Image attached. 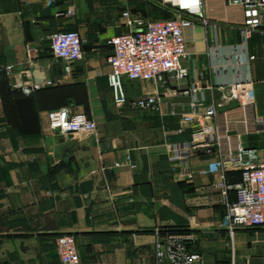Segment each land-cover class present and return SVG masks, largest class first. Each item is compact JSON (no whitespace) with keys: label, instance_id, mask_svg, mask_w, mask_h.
I'll use <instances>...</instances> for the list:
<instances>
[{"label":"crops","instance_id":"1","mask_svg":"<svg viewBox=\"0 0 264 264\" xmlns=\"http://www.w3.org/2000/svg\"><path fill=\"white\" fill-rule=\"evenodd\" d=\"M141 1L0 0V264H64L56 238L65 233L76 236L87 264H161L157 232L169 230L187 236L201 264H264V227L232 235L222 226L226 203L238 195L231 188L225 197L220 183L240 184L242 172L223 178L210 169L217 153L202 150L190 162L192 177L179 178L169 158L170 144L192 137L182 113L215 102L221 85L248 76L253 106L234 103L218 120L236 122L234 142L264 151V131L254 128L255 117H264V27L246 41L241 5L203 0L207 22L195 17L185 29V75L166 83L125 80L131 100L162 96V112H147L115 102L108 40L126 30L124 12L164 19L187 0H160L172 13L159 18L136 7ZM59 30L78 31L83 40L71 74L50 50ZM250 55L256 58L246 67ZM27 80L45 86L28 94L16 86ZM65 105L95 120L96 133L53 131L48 111Z\"/></svg>","mask_w":264,"mask_h":264},{"label":"built area","instance_id":"2","mask_svg":"<svg viewBox=\"0 0 264 264\" xmlns=\"http://www.w3.org/2000/svg\"><path fill=\"white\" fill-rule=\"evenodd\" d=\"M228 3L243 7L242 33L246 41L257 29L264 27V0H228ZM177 7L179 10L174 17L164 19L132 18L129 11L124 12L126 30L108 40L112 49L109 56V82L119 106L131 103L140 110L161 113L160 94L144 93L131 100L125 89V80L166 83L167 76L185 75L183 61L188 54L185 29L195 25V17L205 22L207 20L203 0H187V5ZM50 40L52 55L64 61V71L71 74L75 63L83 58L81 34L75 30H59L51 35ZM255 58V55H250L244 61L245 66L250 67V62ZM12 69L13 66L8 67V70ZM16 86L30 94L45 84L27 80ZM220 89L222 94L215 102L190 113H182L181 120L192 128V137L188 141L170 144L169 158L180 168L177 174L179 178L192 177L190 162L202 150L217 153L218 158L210 164V169L223 173V178L226 171L242 172L240 184L233 186L224 181L220 183L225 197L229 189L235 188L237 191L238 200L226 203L222 220V226L233 235L239 227H264V151L248 149L239 140L234 142L236 122L226 118L223 122L218 120L221 111L234 103L245 109L253 106L252 79L248 76L223 84ZM47 116L49 127L63 135L96 133L98 128L95 120L69 105L52 109ZM244 124L247 131L253 129L248 121ZM254 128L264 131L263 116L255 117ZM236 138L239 139L240 135L237 134ZM56 244L62 263L87 264L81 259L74 234L59 235ZM155 255L161 264H201L202 261V255L188 248L187 236L180 232L158 231Z\"/></svg>","mask_w":264,"mask_h":264},{"label":"rangeland","instance_id":"3","mask_svg":"<svg viewBox=\"0 0 264 264\" xmlns=\"http://www.w3.org/2000/svg\"><path fill=\"white\" fill-rule=\"evenodd\" d=\"M149 4L148 6H146L145 4V1L142 0L141 3L139 4H136L137 6L136 7H139L141 6V10H146V8L150 11V14H153V17H163V16H167L168 14H171L172 11H169L168 8H165V6H163L161 3H160V0H151V3L150 1L148 0L147 1ZM131 2H127V5H129V7H132L131 5L133 4H130ZM144 12V11H143ZM145 14V13H144ZM144 18V17H142Z\"/></svg>","mask_w":264,"mask_h":264},{"label":"trees","instance_id":"4","mask_svg":"<svg viewBox=\"0 0 264 264\" xmlns=\"http://www.w3.org/2000/svg\"><path fill=\"white\" fill-rule=\"evenodd\" d=\"M168 18H172V17H168ZM65 106H67V105H65ZM63 107V106H62ZM59 108H61V107H59ZM58 109V108H57ZM169 231H172V232H180V231H178V230H169ZM180 233H182V232H180Z\"/></svg>","mask_w":264,"mask_h":264}]
</instances>
